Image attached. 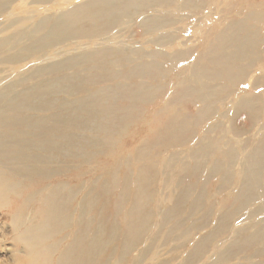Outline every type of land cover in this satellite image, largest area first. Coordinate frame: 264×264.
<instances>
[{
	"label": "bare ground",
	"instance_id": "obj_1",
	"mask_svg": "<svg viewBox=\"0 0 264 264\" xmlns=\"http://www.w3.org/2000/svg\"><path fill=\"white\" fill-rule=\"evenodd\" d=\"M133 4L138 5L135 13L130 12ZM173 4V0H89L61 14L41 19L29 32H21L18 41L0 40V53L8 51L6 59L17 66L16 73L19 69L24 72L28 69L22 64L29 51L43 52L44 55L37 58L43 62L49 59L45 56L47 48L63 45L61 48H68V53L75 50L74 55L41 66L28 77L0 89V190L18 188L15 182L4 179L2 167L9 166L15 175L37 180L34 190H27L16 207H12L8 196L0 191V208L8 210L6 216L14 226L15 239L27 248L26 255L20 259L22 264H108L111 250L106 252V245L115 240L117 232L125 240L123 250L131 251L147 231L151 217L147 180L153 166L139 165L138 162L147 160L150 153L138 144L152 136L150 144L181 146L190 137V120L197 121L188 114L172 118L168 113L171 101L163 102L161 109L153 113L152 125L141 129L130 146L134 152L138 151L135 162L138 165L134 171L124 169L117 180V162L106 158L99 164V170L89 174L90 186L87 189L84 186L85 190L82 184L67 187L61 180H56L54 185L44 181L49 175L58 177L87 164L96 154L95 150L105 154L127 126L137 122L140 104L150 102L149 97L163 89L158 85V80L164 77L162 63L166 55L163 52L147 53L129 48L76 51L77 48L117 26L125 17L132 21L138 14L161 5L164 13H169ZM57 5L62 10L61 4ZM144 21L147 26H159L157 21ZM240 26L244 32L246 26L243 23ZM228 38L225 33L218 32L215 25L210 28L203 37L199 63L197 55L194 58L191 77L176 76L178 88L171 89L173 103L185 97L193 98V103L201 102L208 111L217 93L204 82L199 83L200 79L223 82L226 85L223 93L242 82L247 76L246 68L237 64L246 52L228 54L231 43ZM74 39L79 42H72ZM244 41L242 38L237 42L244 46ZM13 44L22 46L21 50L27 53L9 54ZM206 46L210 49H204ZM150 56L152 60L147 59ZM201 60H206L210 66H200ZM71 70L73 72H68ZM250 103L246 99L243 101L245 109ZM199 153L197 149L191 157L196 161L195 171L199 169ZM262 158L264 153L254 151L245 161L243 173L247 181L242 182L245 190L262 189ZM212 160L217 159L212 157ZM100 171L105 174L99 175ZM73 176L77 179L78 175L74 173ZM195 188L194 184L183 188L181 203ZM127 189L132 190L133 195L130 208L125 211L119 206L123 204L120 190ZM111 210L119 211L120 219L116 220ZM260 227L261 234H246L241 239L248 245L261 241L264 229ZM236 232L240 235L247 229L235 230L234 235ZM248 249L252 252L253 248ZM139 255L138 260L143 261V252Z\"/></svg>",
	"mask_w": 264,
	"mask_h": 264
},
{
	"label": "rangeland",
	"instance_id": "obj_2",
	"mask_svg": "<svg viewBox=\"0 0 264 264\" xmlns=\"http://www.w3.org/2000/svg\"><path fill=\"white\" fill-rule=\"evenodd\" d=\"M48 1L0 0V40L18 41L21 32H29L41 19L61 14L89 0ZM173 1L169 13H164L161 5L145 14H138L132 21L125 17L117 26L92 37L88 43L90 46L86 44L77 48L76 51L129 48L147 53L163 52L166 55L162 63L164 77L158 80V85L163 89L151 95L150 102L140 104L137 122H131L105 154L95 150L96 154L87 164L58 177L49 175L44 182L54 185L56 180H61L67 187L82 184L83 189L84 186L87 189L90 186L89 174L99 170V164L106 158L117 162V180L124 169L134 171L138 165L135 163L138 151L136 149L134 152L130 146L135 143L141 129L152 125L153 113L161 109L163 102L171 101L168 113L172 118L188 114L189 118L196 117L197 121L190 120V137L181 146L150 144L152 136L138 144L150 153L147 160L138 162L139 165L153 166L147 180L150 224L147 231L142 233L137 247L131 251L123 250L125 240L117 232L115 240L106 245V252L114 250L108 253V264H264V239L253 245L242 240L246 234H261L260 226L264 229V182L260 190H245L242 187V182L247 181L243 172L248 156L254 151L264 153V0ZM57 4H61L62 10ZM131 7V13L138 11L137 4ZM145 19L157 21L159 26H147ZM235 23L238 25L233 26ZM241 23L246 26L244 32ZM214 25L233 44H228V54L240 50L246 52L237 65L241 63L246 68L247 76L235 87H228L229 92L226 93H223L226 89L223 82L200 79L199 83L204 82L217 93L208 111L201 102L193 103V98L185 97L173 103L171 89L178 88L176 76L184 74L187 78L191 77L196 55L199 63L203 37ZM242 38L245 40L244 46L237 42ZM72 42L78 43L79 40ZM23 44L26 46V40ZM61 47L63 45L47 48L45 56H49V59L41 62L37 58L43 56V52L33 50L27 53L21 50L22 46L13 44L9 54L27 53L24 56H29L22 67L28 69L25 72L19 69V73H16L17 66L6 59L8 51L0 53V89L28 77L41 66L74 55L75 50L68 53V48ZM204 49L210 48L206 46ZM169 56L172 59H168ZM147 59L152 60L153 57ZM200 63L202 67L210 66L206 60ZM243 98L251 102L250 107L245 109ZM202 113L204 116L200 118ZM197 149L200 152L199 169L195 171L196 161L191 157ZM212 157L217 160H212ZM2 169L4 179L15 182L18 188L7 187L0 191L8 196L10 205L16 207L27 190H34L37 180L15 175L9 166ZM74 173L78 175L77 179ZM104 174L105 171H100L99 175ZM98 182L101 180L98 179ZM193 184L196 188L190 190L181 203L183 188ZM120 192L123 204L119 206L126 211L130 208L133 191L127 189ZM160 204L162 207H159ZM111 211L115 213L116 220L120 219L119 211ZM6 214L8 210L0 208V264H22L20 259L26 255L27 248L16 241L14 226ZM242 229H247V232L240 235L236 232L234 235L235 230ZM248 248H253L252 252ZM141 251L143 261L138 260Z\"/></svg>",
	"mask_w": 264,
	"mask_h": 264
}]
</instances>
